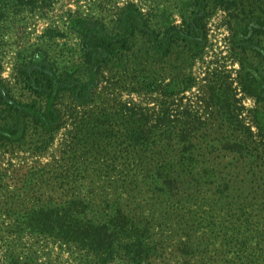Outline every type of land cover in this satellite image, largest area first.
<instances>
[{
	"label": "rangeland",
	"instance_id": "rangeland-1",
	"mask_svg": "<svg viewBox=\"0 0 264 264\" xmlns=\"http://www.w3.org/2000/svg\"><path fill=\"white\" fill-rule=\"evenodd\" d=\"M49 3V7L38 5L33 11L7 14L0 20V89L18 101L32 99L19 78L21 66L46 60L62 71L82 63L81 39L74 28L77 20L100 21L113 29L126 8L134 5L144 20L162 29L166 24L181 27L190 13L184 11L188 8L183 7L184 3L188 6L184 0H50ZM201 24L204 47L187 65L175 68L167 62H147L138 69L139 74L152 76L158 83L157 92L142 88L136 69L107 68L89 106H82L68 96L60 101L62 124L52 136L30 124L20 141L0 140L1 262L31 248L36 253L34 264H100V255L74 243L31 233L30 228L37 227L44 215L63 216L76 199L100 204L107 198L130 203L126 208L130 216L151 222L150 240H141L149 256L143 264H224L223 241L216 237V232L212 234L204 228L197 231L198 240H180L183 238L180 226L174 223L177 213L165 206L151 207L150 193L130 196L119 190L124 180L120 165L143 157L126 150L127 125L120 114L130 106L152 114L171 107V104L162 106L168 101L173 103L171 109L179 119L176 132L186 122L190 128L194 127L189 136L195 161L200 162L195 178L201 180L206 176L215 182L214 187L221 179L233 180L241 195L240 203H251L255 193L259 196L257 202L263 201L262 188L256 192V186L264 180V161L225 148L235 140H244L242 130L248 127L252 126L257 134L253 122L264 117V104L256 102L253 92L244 87L240 78L242 63L264 65V60L255 57L253 51L264 49V0H236L229 9L210 3ZM247 28L262 31L255 42L245 41L242 32ZM175 85L185 86L186 91L170 97V88ZM235 100L243 127L228 119L227 108ZM2 108L0 103V117L5 115ZM106 115L113 117L109 119L116 137L107 140L104 150V145H98L91 134L96 132L97 125L109 120ZM181 140L177 137L174 144ZM184 146L185 143L178 147ZM116 164L120 165L114 168ZM191 207L196 210L194 205ZM187 210L179 209L178 216H189L191 210ZM172 218L176 220L169 221ZM139 241L115 243L127 245ZM184 242L189 243V248L182 251ZM117 252L108 264H134L131 261L137 257L134 253L127 254L124 249Z\"/></svg>",
	"mask_w": 264,
	"mask_h": 264
},
{
	"label": "trees",
	"instance_id": "trees-1",
	"mask_svg": "<svg viewBox=\"0 0 264 264\" xmlns=\"http://www.w3.org/2000/svg\"><path fill=\"white\" fill-rule=\"evenodd\" d=\"M49 1L0 0V20L7 14L33 11L40 7L38 5L49 7ZM184 1L188 5L184 3L183 7H188L184 11L190 13L184 16L186 18L181 27L166 24L162 29L154 28L137 12L134 5L126 8L113 29L100 21L77 20L74 28L81 39V64L62 71L46 60L21 66L18 70L19 78L24 89L29 90L32 96L28 102L18 101L0 89L1 113L5 114L0 117V140L13 143L20 141L23 138L21 134L24 136L30 124L44 135L52 136L62 124L58 109L60 101L68 96L82 106H89L99 87L101 74L107 68H133L138 73V69L147 62H167L175 68L187 65L204 47L201 22L210 3L229 9L236 0ZM260 33L262 31L258 28H247L242 32L248 42H255ZM253 51L255 57L264 60V49ZM246 63L241 64V81L246 89L253 92L256 102L264 104L263 62L258 66ZM137 77L145 91H158V83L152 76H142L140 73ZM185 91V86L175 85L171 86L168 95L177 96ZM168 104L173 106L168 101L162 106ZM236 104L237 100L234 104L229 103L228 119L242 126V120L236 113ZM171 107L166 110L161 108L159 112L151 114L143 108L130 106L120 114L127 125L126 150L131 155L142 154L143 157L114 165V168L122 166L123 170L120 175L124 180L119 190L130 196L150 193L153 201L151 207L165 206L177 213V220L172 218L169 221L176 220L174 223L180 226L179 231L183 237L180 240H198L195 235L204 228L210 229L212 234L216 232V237H221L223 241V252L226 255L224 264H264V180L256 186V192L262 188L263 201L258 203L259 196L255 193L253 201L247 204L240 203L241 195L234 188L233 180L221 179L214 187L215 182L206 179V176L201 180L196 179V169L200 162L195 161L194 146L189 136L194 127L190 128L186 122L177 133L175 126L179 119ZM105 117L113 119L107 115ZM111 125V119H106L91 134L97 139L98 145H104V150L108 146L107 140L116 137ZM253 125L258 130L257 134L252 131V126L248 127L242 130L246 135L244 140H235L232 146L225 149L264 161V117L254 121ZM177 137L182 140L174 144ZM183 143L185 146L180 149L178 146ZM192 205L196 210H193ZM130 206L128 202L121 204L116 199L105 198L100 204L76 199L70 203L66 214L61 217L44 215L37 227L30 228V232L66 244L74 243L89 253L100 255V264L113 261L121 249L137 256L131 259L132 263L143 264L149 256L148 248L141 240H150L151 222L130 216L126 210ZM179 209L191 210L189 216H178ZM117 240L140 241L122 245L115 243ZM186 248H189V243L184 242L180 249L183 251ZM35 260L36 253L29 248L26 252H16L3 262L0 260V264H34Z\"/></svg>",
	"mask_w": 264,
	"mask_h": 264
}]
</instances>
